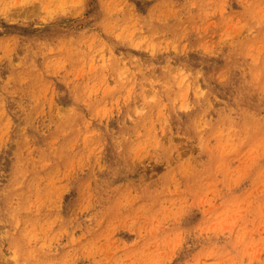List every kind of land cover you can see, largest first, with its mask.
<instances>
[{"label":"rangeland","instance_id":"1","mask_svg":"<svg viewBox=\"0 0 264 264\" xmlns=\"http://www.w3.org/2000/svg\"><path fill=\"white\" fill-rule=\"evenodd\" d=\"M0 264H264V0H0Z\"/></svg>","mask_w":264,"mask_h":264}]
</instances>
